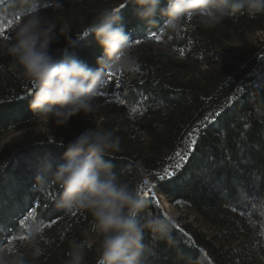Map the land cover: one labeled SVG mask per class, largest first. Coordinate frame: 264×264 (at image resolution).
Listing matches in <instances>:
<instances>
[{
	"label": "trees",
	"instance_id": "16d2710c",
	"mask_svg": "<svg viewBox=\"0 0 264 264\" xmlns=\"http://www.w3.org/2000/svg\"><path fill=\"white\" fill-rule=\"evenodd\" d=\"M121 4L124 7L118 15L137 67L114 90L124 100V107L95 104L103 119L102 130L112 131L121 142V151L104 159L142 198L143 191L155 185V198L164 196L181 210L205 218L210 212L233 216V222L223 224L220 236L212 240L190 225H180L160 204L146 199L148 207L138 217L142 223L165 219L166 214L178 227L171 223L170 239H159L145 230L143 264H264V114L250 103L253 94H264V45L251 47L242 57L225 46L247 32H264V15L250 18L238 14L210 28L200 26L191 16L173 32L164 27L167 17L157 16V24L147 26L127 0H0V18L5 25L12 20L8 28L12 29L20 11L47 9L42 15L57 26L70 25L69 35L76 41L69 47L61 36L50 52L59 51L98 70L97 59L104 50L86 32V26L102 8H119ZM166 4L167 0H162L161 7ZM157 36L182 58L144 51L146 41ZM102 71L105 77L108 70L102 67ZM106 91L113 92L112 88ZM33 94L34 85L20 76L10 57L0 55V138L40 119L30 110ZM133 108L141 111L138 131L144 138L124 126V117L133 115ZM217 111L222 114L199 134L195 152L176 177L155 179L157 173L174 165L175 153L183 152L188 134L205 116ZM69 142L29 132L0 149V251L7 250L12 236L27 237L15 240L26 244L30 227L41 222L45 225L37 240L41 255L26 259L27 264H67L71 241L94 239L90 214L56 207L62 190L46 170L48 161L53 170L63 163ZM145 180H149L147 187ZM33 209H38L36 218L21 225ZM97 260L95 245L87 248L84 264H97Z\"/></svg>",
	"mask_w": 264,
	"mask_h": 264
},
{
	"label": "clouds",
	"instance_id": "9594fccd",
	"mask_svg": "<svg viewBox=\"0 0 264 264\" xmlns=\"http://www.w3.org/2000/svg\"><path fill=\"white\" fill-rule=\"evenodd\" d=\"M127 3L134 5L137 18L149 27L157 24V16L167 17L164 27L173 32L189 16L195 17L200 26L210 28L238 14L246 13L250 18L264 15V0H167L165 7H161L162 0ZM114 9L99 10L85 29L104 50L97 59L98 70L59 51L50 52V46L61 36L67 46L75 45L69 35L70 25L57 26L34 8L20 11L11 40L0 39V55L10 57L20 76L34 85L30 101L34 116L47 124L53 121L56 126H66L77 114L88 115L95 110V100L105 81L102 67L112 72L135 73L137 61L129 55V36ZM250 103L264 114V94H253ZM120 145V138L112 131L89 128L67 144L63 163L54 170L49 161L46 164L52 182L62 190L56 207L83 211L92 217L94 239L71 241L67 264H84L86 249L93 245L97 264H143L145 230L159 239H170L172 225L168 219L153 218L143 223L138 219L148 201L129 183L121 181L112 163L104 159L113 158V153L121 151ZM42 232L40 224L29 229L26 247L32 248L33 257L41 255L37 240ZM0 264L27 261L23 254L10 256L0 251Z\"/></svg>",
	"mask_w": 264,
	"mask_h": 264
},
{
	"label": "rangeland",
	"instance_id": "374dc122",
	"mask_svg": "<svg viewBox=\"0 0 264 264\" xmlns=\"http://www.w3.org/2000/svg\"><path fill=\"white\" fill-rule=\"evenodd\" d=\"M36 11L43 14L47 11V9L38 8ZM4 35L11 37L13 35L12 29H8ZM4 35H0V39H5ZM157 37H150L143 46V50L146 52H155V54L160 57L170 56L175 60L182 58V55L170 49L167 42L163 41L160 37L159 39H157ZM8 40H10V38ZM261 45H264V32L252 31L247 32L243 38H236L225 46H228V48H230V51L234 55L242 57L249 53L251 47L259 48ZM108 72L109 70L107 71V73ZM114 73L116 74V77L118 79L119 86L125 80V78L131 75L125 74L123 72ZM104 80H107L106 74ZM118 87H113V92L109 93L106 91L108 90V86L106 84H103L100 89V93H102L103 95H98L95 100V104L98 102H102L104 105L118 109L124 107L125 103H120V101L122 100L121 96L119 94H115L117 91H114ZM98 110V108H95V110L88 115L84 113H79L76 116L70 118L66 126H56L53 121H49L47 124L42 118L37 119L27 124L26 127L22 128L21 130L9 133L1 137L0 149H2L4 145L8 143L12 138L19 137L29 132H37L38 134L44 135L49 140L59 139L72 141L86 129L95 128L98 130H102L101 123L103 122V119H101L98 115ZM109 112L110 111H106V114H109ZM123 123L125 128L128 129L131 134L134 132L140 138H144V136L138 131L139 127L142 125V114L140 110L133 113V115L125 116ZM156 199L159 200V204L162 206V208L165 210V212L171 219L176 222H179L180 225H190L199 233L205 235L208 239L213 240V238L220 236V234L222 233L221 231L224 228L223 224H231L233 222V216L230 214L224 215L219 212H210L208 213V219L193 211L181 210L176 206H173L164 196L157 195ZM240 234L245 233H243V231H240ZM221 244L223 246L235 245L233 243ZM20 247L24 250H19ZM6 249L8 255L10 256L19 253L23 254L25 259L36 258L32 255V248L26 247V244L24 243L20 244L19 241H15L13 245L10 244L6 247ZM2 251H5V249Z\"/></svg>",
	"mask_w": 264,
	"mask_h": 264
},
{
	"label": "snow or ice",
	"instance_id": "6c2138e0",
	"mask_svg": "<svg viewBox=\"0 0 264 264\" xmlns=\"http://www.w3.org/2000/svg\"><path fill=\"white\" fill-rule=\"evenodd\" d=\"M124 7L123 4L120 5L119 8L114 9L115 11H117L119 13V11ZM35 9V8H34ZM36 10V9H35ZM191 17V16H189ZM19 19V16H17L15 18V22L16 20ZM13 25V21L12 20H8L7 24L5 25L3 22V19L0 18V35H4L8 28H10ZM5 39H9L10 37L7 35H4ZM157 39H159V37H157ZM138 42V41H137ZM118 59V58H117ZM107 75V80L104 81V84H106L108 86V90L110 91L111 88L113 87H118L119 83H118V79L116 77V74L114 72L109 71L108 73H106ZM241 88H237V91H241ZM99 95H103L102 93H99ZM120 103H124L123 100L120 101ZM237 103H239V100H237ZM132 111L135 113L137 111V109L133 108ZM259 111V110H258ZM222 113L220 111L213 113H210L208 116H205L204 119L193 129L192 132H190L188 134V138L185 141V149L183 150V152L181 151H177L175 153L174 156V160L175 163L174 165H172L171 167L165 168L161 173H157L155 176V179H158L159 181H169L173 178L176 177V175L179 173L180 170H182V168L185 166L186 162L190 159L191 155L195 152L196 149V145L198 143V137L199 134L206 130V128L211 125L212 123L215 122V120L221 115ZM207 179H211V176L208 175ZM144 185L147 187L149 185V180H145ZM155 187V185L151 186V187H147V190L143 191V198L149 200L150 202L154 201L155 205H159V200L155 198V194L152 191V189ZM179 203V202H177ZM37 211L38 209H33L32 211L28 212L27 215L25 216V218L23 220L20 221L21 225H24L25 222L27 220H33L36 218L37 215ZM233 211H236V209H233ZM72 215H75V213H72ZM165 219H168L174 227H178V225H175L174 221H171V219L169 217H167V215L165 214ZM51 223H55V220H51ZM41 227L44 228V224L43 222L40 223ZM0 231H3V228L0 227ZM181 231H183L181 229ZM16 239H20V240H25L27 239V237L25 236H12L10 240H8V243L11 244L13 240ZM203 251V250H201Z\"/></svg>",
	"mask_w": 264,
	"mask_h": 264
}]
</instances>
